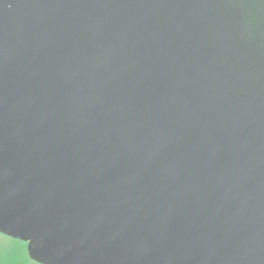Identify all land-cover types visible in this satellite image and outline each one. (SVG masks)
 Instances as JSON below:
<instances>
[{
    "label": "water",
    "instance_id": "95a60500",
    "mask_svg": "<svg viewBox=\"0 0 264 264\" xmlns=\"http://www.w3.org/2000/svg\"><path fill=\"white\" fill-rule=\"evenodd\" d=\"M0 233L264 264V0H0Z\"/></svg>",
    "mask_w": 264,
    "mask_h": 264
},
{
    "label": "rangeland",
    "instance_id": "374dc122",
    "mask_svg": "<svg viewBox=\"0 0 264 264\" xmlns=\"http://www.w3.org/2000/svg\"><path fill=\"white\" fill-rule=\"evenodd\" d=\"M25 243L0 233V264H39L29 257Z\"/></svg>",
    "mask_w": 264,
    "mask_h": 264
},
{
    "label": "trees",
    "instance_id": "16d2710c",
    "mask_svg": "<svg viewBox=\"0 0 264 264\" xmlns=\"http://www.w3.org/2000/svg\"><path fill=\"white\" fill-rule=\"evenodd\" d=\"M25 245L27 246V243H25ZM28 252V251H27ZM29 255V254H28Z\"/></svg>",
    "mask_w": 264,
    "mask_h": 264
}]
</instances>
